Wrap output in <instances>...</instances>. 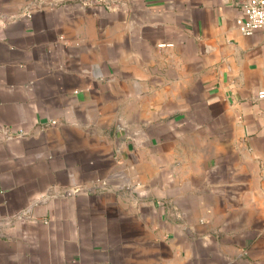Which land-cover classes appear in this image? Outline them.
Instances as JSON below:
<instances>
[{"label": "crops", "instance_id": "1", "mask_svg": "<svg viewBox=\"0 0 264 264\" xmlns=\"http://www.w3.org/2000/svg\"><path fill=\"white\" fill-rule=\"evenodd\" d=\"M243 1L0 0V264H264Z\"/></svg>", "mask_w": 264, "mask_h": 264}, {"label": "built area", "instance_id": "2", "mask_svg": "<svg viewBox=\"0 0 264 264\" xmlns=\"http://www.w3.org/2000/svg\"><path fill=\"white\" fill-rule=\"evenodd\" d=\"M240 11L241 15L236 23L241 34L252 35L257 30H264V0H244ZM259 95H264V90L260 91Z\"/></svg>", "mask_w": 264, "mask_h": 264}]
</instances>
